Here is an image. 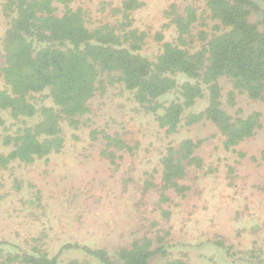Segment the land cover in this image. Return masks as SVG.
<instances>
[{
    "label": "trees",
    "instance_id": "trees-1",
    "mask_svg": "<svg viewBox=\"0 0 264 264\" xmlns=\"http://www.w3.org/2000/svg\"><path fill=\"white\" fill-rule=\"evenodd\" d=\"M70 2L2 3L8 24L1 40L0 76L5 87L0 89V140L7 148L6 153L0 152L1 167L11 161L31 164L61 152L66 143L62 123L74 129L84 124L82 118L90 111L88 104L105 80L110 84L119 81L132 91L134 100L154 114L166 135L176 134L183 125L208 122L224 151L238 159L248 157L239 146L262 127L261 113L255 110L241 115L237 108L232 114L225 105L235 108L238 94L264 101V0H204L201 13L194 4L179 8L171 3L164 14L175 36L167 40L161 31L152 35L159 45L153 60L140 52L148 33L134 25L133 14L143 7L142 0H121L111 9L116 21L93 28L86 25L82 8H74ZM254 14L259 18L254 19ZM209 18L213 20L210 29ZM196 24L199 28H194ZM177 73L187 79L179 82ZM224 77L232 84L225 97L221 85ZM172 91L178 98L168 103L159 101ZM37 93H46L49 102H32ZM201 99L206 105L195 111ZM3 112L17 123L12 132L5 126ZM88 135L91 140L104 142L100 154L113 166L138 147L137 142L130 144L120 135L97 127H90ZM208 139L185 136L169 142L159 158V180L147 173L143 188L155 190L160 204L171 201L170 192L184 194L189 187L181 181L188 170L205 168V159L197 149ZM249 157L264 162V149L259 156ZM215 170L207 168L208 172ZM234 171L227 165V176ZM161 214L169 218L171 211L162 209ZM169 234L164 230L155 236L135 237L118 245L113 255L104 247L79 243L64 244L61 250L78 249L98 264H194L183 257L169 256ZM32 241L30 252H5L0 248V264H92L77 257L59 261V253L50 255L41 240L33 237ZM213 242L235 256L233 245L221 237ZM245 251L248 257H239L241 262L264 264V238L261 243L252 239ZM154 258L160 262L153 263Z\"/></svg>",
    "mask_w": 264,
    "mask_h": 264
},
{
    "label": "rangeland",
    "instance_id": "rangeland-1",
    "mask_svg": "<svg viewBox=\"0 0 264 264\" xmlns=\"http://www.w3.org/2000/svg\"><path fill=\"white\" fill-rule=\"evenodd\" d=\"M120 1L71 0L70 5L80 6L86 25L93 28L103 22L114 23L116 16L111 9ZM142 1L143 7L133 14L134 25L148 33L140 52L152 60L159 52L152 35L161 31L167 40L175 36L164 9L173 2L179 8L185 3L194 4L199 13L205 8L204 0ZM3 2L0 0V65L1 40L8 24ZM257 17L254 14V19ZM207 22L210 29L213 20ZM194 28H199L198 24ZM175 77L179 82L187 79L181 73ZM107 83L105 80L90 100V111L82 118L84 124L74 129L62 123L66 143L61 152L31 164L11 161L6 167L0 166V248L5 252H30L34 237L42 241L50 255L59 253V261L77 257L98 264L78 249L61 247L79 243L104 247L113 255L118 245L135 237L169 230L166 243L170 257H183L194 264H247L238 258L248 257L245 249L252 239L261 243L264 238V162L249 157L259 156L264 149V101L238 94L235 108L225 105L232 114L237 108L241 115L255 110L261 113L262 127L239 146L248 157L238 159L221 148L210 123L183 125L168 136L159 128L154 114L134 100L132 91L119 81ZM221 85L225 97L232 84L224 77ZM4 87L0 76V89ZM45 95L34 94L31 100L37 105L48 103ZM178 96L172 91L159 101L168 103ZM205 105L206 100L201 99L194 110L200 111ZM3 118L12 132L16 121L7 112H3ZM90 127L116 133L130 144L137 142L138 147L113 166L100 154L104 142L90 139ZM185 136L209 138L197 149L205 159V168L189 169L181 181L189 189L184 194L170 192L171 201L160 204L155 190L143 188L144 180L147 173L159 180L162 151L169 142ZM0 152H7L1 140ZM227 165L235 168L232 175L227 176ZM209 166L216 170L208 172ZM162 209L171 211V216L163 217ZM218 237L233 245L235 256L214 244Z\"/></svg>",
    "mask_w": 264,
    "mask_h": 264
}]
</instances>
